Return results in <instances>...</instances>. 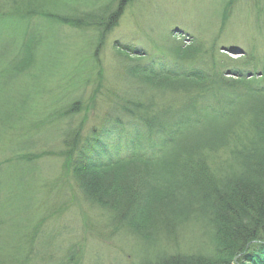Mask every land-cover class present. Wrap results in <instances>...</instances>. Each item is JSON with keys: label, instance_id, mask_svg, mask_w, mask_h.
Instances as JSON below:
<instances>
[{"label": "trees", "instance_id": "obj_1", "mask_svg": "<svg viewBox=\"0 0 264 264\" xmlns=\"http://www.w3.org/2000/svg\"><path fill=\"white\" fill-rule=\"evenodd\" d=\"M134 1L94 0L57 8L35 0H13L4 5L13 12L17 8L16 15L24 21L36 18L75 32H93L97 53ZM237 1L227 3L221 31ZM259 6L254 7L256 18L263 13ZM197 41L189 48L172 43L167 56L151 61L136 45L117 44L129 79L148 96L116 97L104 80H84L75 83L73 93L59 98L47 116L53 119L40 122L36 131L95 112L97 98L110 97L101 93L105 87L114 95V105L98 120L100 124L83 134L81 126L56 131L59 139L65 135L57 156L63 160L62 173L83 200L103 211L111 228L134 239L141 251L153 246L146 249L152 258L147 264H264V59L258 57L257 48L230 59L218 50L217 38ZM25 60L23 68L29 64V58ZM92 84L96 86L87 100L83 93ZM249 100L256 107L235 127V109ZM211 116L230 125L222 141L228 161L222 160L218 148L185 154L180 148L187 135L199 131ZM24 151L12 165L25 167L23 175L29 178L38 157ZM170 152L176 160L164 164ZM28 178V185L34 183ZM14 207L0 202V264H40L39 260L55 264L57 249L50 252L42 240L37 243L42 234L39 217L31 221L34 226L26 222L17 232L21 225L14 216L19 209ZM196 231L202 238L199 250L185 252L179 242ZM8 235L18 236L17 254L7 252L5 245L15 241L13 236L6 240ZM78 256L75 247L68 249L63 264H80Z\"/></svg>", "mask_w": 264, "mask_h": 264}, {"label": "rangeland", "instance_id": "obj_2", "mask_svg": "<svg viewBox=\"0 0 264 264\" xmlns=\"http://www.w3.org/2000/svg\"><path fill=\"white\" fill-rule=\"evenodd\" d=\"M6 1L10 4L13 0H0V13L6 12V16L0 15V202L7 208L11 203L18 207L14 216H18L21 226L17 232L23 230L22 224H30L39 217L42 234L37 243L42 240L50 252L57 249L52 263L63 264L67 250L75 247L80 264H147L152 260L147 250L153 246H145L147 250L141 251L134 239L116 233L104 212L87 204L72 180L63 175V160L57 156L63 151L65 135L59 139L57 128L81 126L82 134L86 133L100 124L98 120L114 105L111 104L114 95L148 96L139 92L140 85L129 79L122 64L126 59L119 55L121 48L117 44L136 45L151 61L167 56L172 43L189 48L197 45V40L209 43L217 38L218 50L230 59L240 58L254 48L258 57L264 59V0H238L223 31L220 27L229 0H136L128 5L107 43L97 53L93 32H75L36 18L24 21L16 15L17 8L13 12L11 6L4 5ZM35 1L58 8L76 2L89 5L94 0ZM107 1L99 0L100 4ZM256 1L260 6H255ZM257 6L263 10L259 18L254 9ZM231 48L240 50L239 54ZM95 53L96 59L91 60L90 55L94 58ZM26 58L29 64L23 68ZM84 80H104V86L114 95L106 93L103 87L101 93L110 97L97 98L94 115L84 112L60 126L54 122L45 131L37 132L40 122L53 119L47 116L58 106L59 98L73 93L75 83ZM93 85L83 93L87 100L92 96ZM242 104L235 109L238 111L235 127L239 119H246L249 110L256 107L252 100ZM223 119L217 121L211 116L199 131L192 130L180 145L184 154L200 148H218L222 160L228 161L222 141L230 125ZM13 148L17 150L11 152ZM19 150L38 157L29 176L36 181L31 185L23 175L25 167L12 165L17 162L16 156L23 153ZM175 160L170 152L164 157V164ZM12 236L8 235L6 240ZM13 238L12 244L5 245L12 255L18 252V236ZM201 240L196 231L179 243L185 252H195ZM24 250L28 251L25 247ZM39 263L50 264L42 260Z\"/></svg>", "mask_w": 264, "mask_h": 264}]
</instances>
